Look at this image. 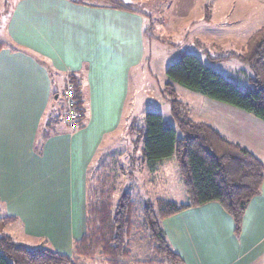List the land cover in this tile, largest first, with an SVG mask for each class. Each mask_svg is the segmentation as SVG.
<instances>
[{
  "label": "crops",
  "instance_id": "crops-1",
  "mask_svg": "<svg viewBox=\"0 0 264 264\" xmlns=\"http://www.w3.org/2000/svg\"><path fill=\"white\" fill-rule=\"evenodd\" d=\"M196 1L208 27L216 18L222 19L223 29L229 27L225 39L231 49L243 52L264 25V0ZM146 20L138 12L107 5L16 0L5 23L9 39L0 42L1 214L16 217L27 235L63 253L72 254L86 231L91 168L103 144L125 126L132 71L145 56ZM215 33L226 34L225 29ZM242 62L240 72L248 81L250 69ZM71 77L84 88L85 124L45 129L53 97H60L56 92L62 94ZM204 115L213 121L208 124L264 163L263 119L229 104L225 109L208 106ZM164 160L150 171L158 172ZM181 180L186 195L175 202L187 203ZM163 227L185 264H264V181L239 235L216 201L165 218Z\"/></svg>",
  "mask_w": 264,
  "mask_h": 264
},
{
  "label": "trees",
  "instance_id": "trees-1",
  "mask_svg": "<svg viewBox=\"0 0 264 264\" xmlns=\"http://www.w3.org/2000/svg\"><path fill=\"white\" fill-rule=\"evenodd\" d=\"M72 1L90 6L105 5L95 3L101 1L112 8L131 10L146 16L121 0ZM233 56L247 63L250 69V86L245 90L206 66L197 54L186 50L167 68V75L173 82L264 120V25L249 37L243 52L210 59L222 60ZM70 83L74 87L75 107L80 114L78 127L81 128L86 121V95L77 78L71 77ZM56 93L60 97H53L45 129L64 124L61 117L66 110V100L60 92ZM162 94L170 104L183 134L178 137L175 127L165 124L161 113L148 111L143 155L152 168L163 159H176L188 202L148 201L139 214L130 190H122L117 197L114 196L115 184L113 174H110L88 193L86 231L74 243V256L51 246L28 248L16 243L10 235L3 234L0 235V264H84L78 256L92 257L97 254L107 257L110 264H129L123 260L131 254L129 239L134 231L142 229L148 231L159 259L168 264H185L168 239L163 220L212 201L218 202L232 217L235 234H240L247 207L261 193L264 163L246 147L228 139L210 124L180 117L182 103L172 82L166 83ZM65 125L68 130H73L69 124ZM15 219L12 216L0 217V222L7 225Z\"/></svg>",
  "mask_w": 264,
  "mask_h": 264
},
{
  "label": "rangeland",
  "instance_id": "rangeland-1",
  "mask_svg": "<svg viewBox=\"0 0 264 264\" xmlns=\"http://www.w3.org/2000/svg\"><path fill=\"white\" fill-rule=\"evenodd\" d=\"M121 1L146 14L145 56L141 65L132 71L130 97L123 119L125 126L121 128L123 130L120 129L114 137L112 136L113 138H109L108 142L103 144L91 168L89 192L96 188L107 175L113 174L114 196L117 197L122 190H130L137 211L141 214L148 201L169 199V201H175L185 198L186 195L174 157L163 159V167L153 173L150 171L152 167L143 155L148 111L161 113L165 124L175 127L178 137L183 134L171 111L170 104L162 94L166 83L172 82L175 86L177 98L182 103L180 117L183 119L212 123V119L204 115L205 109L208 106L225 109L228 105L171 81L167 75V68L180 57L183 50H186L197 54L206 66L224 75L241 89L249 88L250 84L240 72L245 64L237 57L217 61H211L208 58V56H226L230 53L239 54L242 50L231 49L229 39H225L230 36L227 34L229 27L224 28L226 34L215 33L218 29L224 30L219 24L222 19H213L216 23L209 27L206 21L200 20L201 15L199 9L196 8V0ZM15 2L16 0H0V42L5 37L9 39L3 31L7 16L13 10ZM95 3L108 5L101 1H95ZM223 39L224 42L218 43ZM56 86H59V83ZM224 111L223 114L228 119V111ZM158 197L164 199H157ZM1 210L3 206L0 203V217H2ZM16 220L17 218L7 225L0 222V235L8 234L16 243L28 248L53 247L49 242L44 241L45 239L27 235L23 231L22 224H16ZM129 246L131 254L128 259H123L126 263L168 264L157 257L147 230L134 231L129 239ZM70 255H75V248ZM78 258L84 264H110L107 257L98 254L92 257L78 256Z\"/></svg>",
  "mask_w": 264,
  "mask_h": 264
},
{
  "label": "built area",
  "instance_id": "built-area-1",
  "mask_svg": "<svg viewBox=\"0 0 264 264\" xmlns=\"http://www.w3.org/2000/svg\"><path fill=\"white\" fill-rule=\"evenodd\" d=\"M62 96L66 100V110H64L61 119L64 123L71 126L72 129H78L79 112L75 107L74 87L69 83L63 90Z\"/></svg>",
  "mask_w": 264,
  "mask_h": 264
},
{
  "label": "water",
  "instance_id": "water-1",
  "mask_svg": "<svg viewBox=\"0 0 264 264\" xmlns=\"http://www.w3.org/2000/svg\"><path fill=\"white\" fill-rule=\"evenodd\" d=\"M58 97H59V95H58V94H56V95H55V98L57 99Z\"/></svg>",
  "mask_w": 264,
  "mask_h": 264
}]
</instances>
